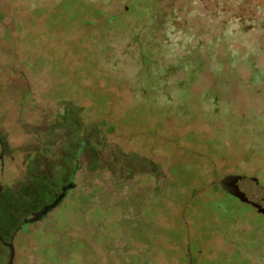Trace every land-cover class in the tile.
<instances>
[{
    "label": "rangeland",
    "instance_id": "1",
    "mask_svg": "<svg viewBox=\"0 0 264 264\" xmlns=\"http://www.w3.org/2000/svg\"><path fill=\"white\" fill-rule=\"evenodd\" d=\"M246 1L0 0V205L27 217L72 184L15 264H264V214L214 183L264 185V0Z\"/></svg>",
    "mask_w": 264,
    "mask_h": 264
},
{
    "label": "water",
    "instance_id": "2",
    "mask_svg": "<svg viewBox=\"0 0 264 264\" xmlns=\"http://www.w3.org/2000/svg\"><path fill=\"white\" fill-rule=\"evenodd\" d=\"M1 141V140H0ZM2 158V157H1ZM215 184H219L228 194L238 198L241 203L248 204L259 214H264V185L257 177L247 175H230L224 178L216 179ZM72 188V184L63 189L62 194H58L54 200L43 206L39 211L33 212L24 221V224L32 220L40 221L55 210L64 197L67 190ZM10 261L8 264H14L15 250L13 244H10Z\"/></svg>",
    "mask_w": 264,
    "mask_h": 264
},
{
    "label": "flooded vegetation",
    "instance_id": "3",
    "mask_svg": "<svg viewBox=\"0 0 264 264\" xmlns=\"http://www.w3.org/2000/svg\"><path fill=\"white\" fill-rule=\"evenodd\" d=\"M2 159L3 158H0V160H1V162H0V204H2L3 206H7V200L5 199L4 193H3L4 182L2 180H4L5 163L3 162ZM67 186H68V184L62 188V192L60 194L63 193V189ZM7 189H8L7 193L8 194L10 193V195L13 196L14 193H13L12 186L8 185ZM56 196L57 195H55V197ZM28 217L29 216L16 219V217L12 218L10 216H7V214L4 213V210L0 205V227L2 226V228L3 227L8 228L6 236L3 237L0 233V244L3 246L4 250L7 253V261H5L4 264H8L10 261V246H9L10 244H13V246H14V250H15L14 264H15L17 254H18L17 241L20 238L19 236L23 232L25 225L36 222L35 220H32L31 222L24 224V221Z\"/></svg>",
    "mask_w": 264,
    "mask_h": 264
},
{
    "label": "trees",
    "instance_id": "4",
    "mask_svg": "<svg viewBox=\"0 0 264 264\" xmlns=\"http://www.w3.org/2000/svg\"><path fill=\"white\" fill-rule=\"evenodd\" d=\"M217 1L221 2L222 5H224V3H226L228 0H216V3H217ZM232 1L237 3V5L235 7L236 13L244 14V13L252 11L251 8H250V10L248 9V7H250V6L246 0H238V2L236 0H232ZM223 11H225V10H223ZM223 11H221V12H223Z\"/></svg>",
    "mask_w": 264,
    "mask_h": 264
}]
</instances>
